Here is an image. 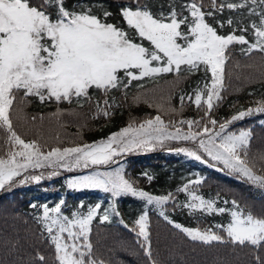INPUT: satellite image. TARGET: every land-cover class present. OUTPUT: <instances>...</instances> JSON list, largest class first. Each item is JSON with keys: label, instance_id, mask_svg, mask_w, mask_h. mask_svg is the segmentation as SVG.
<instances>
[{"label": "snow or ice", "instance_id": "snow-or-ice-1", "mask_svg": "<svg viewBox=\"0 0 264 264\" xmlns=\"http://www.w3.org/2000/svg\"><path fill=\"white\" fill-rule=\"evenodd\" d=\"M250 2L260 11L250 7L249 0H210L208 11L204 10L202 0L199 3L186 0L182 11L172 7L167 14L156 15L148 5L137 0L135 5L121 7L120 15L128 26L125 29L107 22L110 12L104 11L102 20L91 6L80 7L77 11L67 7L65 0H39L35 5L30 0H0V131L6 134L4 144L7 145V151L0 153V189L16 182H39L44 178L43 174L25 175L28 169L51 168V178L58 175L56 170L61 168L74 171L92 166L111 167L117 157L135 150H150L167 140L194 142L193 148H178L176 153H184L211 167L222 164L230 172L264 189V175L256 174L248 163L250 131H228L234 122L254 113H264V100L257 101L255 108L240 110L222 122L210 115L223 99L221 93L229 47L247 45L241 49L245 55L254 50L264 53V0ZM225 8L230 11L247 9L258 18V22L239 27L240 35L235 34L236 28L221 35L207 18H215V13H222ZM216 23L223 27L225 22L216 20ZM226 23L231 26L234 21L229 18ZM249 28L254 42L243 34ZM181 66H185L188 73L200 71L203 67L206 75L211 74L210 83L205 81L204 88L197 87L193 93L192 102L197 108L206 106L199 119H181L166 124L160 115H156L138 126L134 121L130 122L99 141L52 147L47 151L36 139L26 141L13 128L11 110L16 93L21 90L25 97L37 96L41 103L52 99L58 104L72 103L75 98L82 107L84 102L93 100L89 90L96 89L105 97L104 107L100 106L99 100L96 101L97 114L107 118L112 115L115 105L114 98L111 103L108 99L113 89H126L134 80L155 79L171 72L179 74ZM135 99L139 101L140 97ZM180 99L183 104L184 97ZM188 99L192 100V96ZM60 114L58 108L54 115L59 117ZM185 124L187 131L182 129ZM170 126L175 130L169 131ZM17 178L20 179L17 181ZM148 179L151 181L152 177L148 176ZM201 182L200 179L189 181L177 189L188 193V201L180 206L209 215L227 212L228 222L204 230L175 223L163 211V206L174 196L171 193L153 195L136 187L127 178L123 164L112 170H95L74 177L67 184L73 189H99L111 195L113 203L104 209L100 216L102 222L109 220L110 215H120L114 203L116 197L130 195L145 201L146 205H155L161 216L194 241L210 244L224 242L227 238L228 242L238 245L260 246L264 243V217L245 211L236 201H232L231 209L217 207L215 200L205 199L189 190V184L199 185ZM64 204L61 199L54 207L43 205L42 215L38 217L54 248L56 264H96L91 256L89 233L101 205L89 206L86 213L78 209L69 216L62 212ZM124 227L129 226L125 224ZM130 230L142 238L144 252L151 259L147 211L139 215ZM38 258L44 259L43 256Z\"/></svg>", "mask_w": 264, "mask_h": 264}, {"label": "trees", "instance_id": "trees-1", "mask_svg": "<svg viewBox=\"0 0 264 264\" xmlns=\"http://www.w3.org/2000/svg\"><path fill=\"white\" fill-rule=\"evenodd\" d=\"M30 2L35 5L39 0ZM136 2L137 0H65V5L77 11L80 7L91 6L92 11L102 20L103 12L108 11L111 15L107 20L114 21L122 6L135 5ZM185 2L186 0H139L140 4L148 5L156 15L161 12L167 14L172 7L182 11ZM202 2L204 10H210V0ZM249 5L256 8L257 12L260 11L250 0ZM229 18L234 21L231 26L226 23ZM120 19L122 18L119 21ZM207 20L221 35L231 33L234 28L237 29L235 34L240 35L242 33L238 30L239 27L250 25L253 21L258 22V18L252 16L247 9L230 11L227 8L222 13H215V18L208 17ZM216 20L224 21V26L220 27ZM243 34L250 42H254L250 28ZM246 47L247 45L233 44L228 49L229 59L225 64L221 93L223 99L210 113L218 122L240 110L255 108L257 101L264 100V53L254 50L245 55L241 49ZM184 68L185 66H181L179 74L171 72L155 79L134 80L126 89H113L108 94V99L111 103L114 98L115 105L112 107V115L107 118L97 114L96 101L99 100L100 106L104 107L105 97L96 89L89 90L93 100L91 103L84 102L82 107L75 102V98L72 103L58 104L55 99L41 103L37 96L25 97L21 90L16 93L11 110L13 128L24 140L36 139L47 151L52 147L92 143L130 122L137 124L153 114L160 115L166 124L181 119H199L203 117L206 106L198 109L192 102L193 93L197 87L204 88L205 81L210 83L211 74L206 75L203 67L193 73H188ZM120 75L123 76V73ZM137 96L140 97L139 101L135 99ZM181 96L184 97L183 104ZM189 96H192V100L188 99ZM149 104L152 106L149 107ZM158 105L161 107H157ZM58 108L61 110L59 117L54 115ZM238 122L251 133L249 166L253 167L256 174L264 175V113H254L234 123ZM182 129L187 131V125H183ZM5 138L6 134L0 131V153L7 151ZM176 146V143L171 142L156 149L127 153L116 159V163L123 162L127 178L136 187L153 195L171 193L174 199L163 206V211L170 220L184 227L204 230L230 219L227 212L209 215L180 206L188 201V193L178 192L177 189L197 179L202 182L199 185L189 184V190L205 199L215 200L217 207L231 209L232 201H236L245 211L264 217V189L222 168L211 167L184 153L177 154L176 151L164 149ZM116 163L111 167L92 166L74 171L60 169L58 175L51 178L48 176V182L43 179L0 192V264H56L54 248L38 217L43 212L41 206L54 207L61 199L65 201L62 212L69 216L78 209L86 213L89 206L98 203L101 205L90 225L89 233L91 256L96 264H153V261L155 264H264V243L260 246L238 245L228 242L227 238L224 242L210 244L194 241L161 216L160 209L155 205H146L145 201L130 195L116 197L114 203L120 215H110L109 220L102 222L100 216L104 209L113 203L111 195L99 189H73L68 187L67 181L95 170L105 171ZM148 176L152 177L151 181ZM225 201L228 203L225 204ZM144 211L148 213L151 259L144 252L142 238L130 230ZM125 224L129 227L125 228ZM39 256L44 257L43 261Z\"/></svg>", "mask_w": 264, "mask_h": 264}, {"label": "rangeland", "instance_id": "rangeland-1", "mask_svg": "<svg viewBox=\"0 0 264 264\" xmlns=\"http://www.w3.org/2000/svg\"><path fill=\"white\" fill-rule=\"evenodd\" d=\"M121 10V9H120ZM118 17V18H117ZM117 17H116V19L114 20V21H112V20H107V22L108 23H112V24H115V25H118V26H121V27H123V28H125V29H127L126 27H128L127 26V24L123 21V19H120V21H119V18L121 17V15H120V12L117 14ZM122 18V17H121ZM118 21H119V23H118ZM137 42H139V41H137ZM145 45H147V42L146 41H144L143 42ZM135 71V70H134ZM121 73H123V72H121ZM244 110H246V109H244ZM238 113V112H237ZM236 114V113H235ZM234 115V114H233ZM156 115L155 114H153V115H151V116H149L148 118H152V117H155ZM232 116V115H231ZM230 116V117H231ZM229 117V118H230ZM148 118H145V119H143L142 121H144V120H146V119H148ZM142 121H140V122H142ZM139 122V123H140ZM139 123H137L136 125L138 126L139 125ZM127 125H125L124 127H126ZM123 128V127H122ZM121 129V128H120ZM119 129V130H120ZM241 129H245V130H248V128L246 127V126H244V125H241V122H238V123H234V124H232V125H230L229 126V128H228V131H232V132H239ZM119 130H117V131H115V132H118ZM175 130V128H169V131H174ZM115 132H113V133H115ZM110 135V134H109ZM108 135V136H109ZM108 136H106L105 138H107ZM105 138H103V139H105ZM99 140H101V139H99ZM99 140H97V141H99ZM95 142V141H94ZM171 142H174V143H176V148H164V149H167V150H173V151H175V149H178V148H193L195 145H194V142H192V141H177V140H167V141H165L163 144H156V146L154 147V148H152V149H156V148H159V147H162V146H165V145H168L169 143H171ZM152 149H150V150H152ZM144 151H148V150H143V149H141V150H135V151H132V152H130V153H136V152H144ZM173 151H171V152H173ZM119 157H117L116 159H118ZM205 159H207V157H205ZM213 163H216V162H213ZM120 164H123V162H118V163H116L114 166H112V168H110V169H105V171H108V170H112V169H114L115 167H118ZM216 167H218V168H222V169H224L225 171H227L228 173H232V174H236V173H233V172H230V170H228V169H226V168H224V166L222 165V164H216ZM62 169V168H61ZM53 171V169H51V168H41V169H28V171H27V173H25V175H28V176H31V175H41V174H43V179H45L46 177H48L49 175H50V173ZM56 171H60V169H57ZM236 175H238L239 176V174H236ZM20 178H17V181L19 180ZM43 179H41V180H43ZM40 180V181H41ZM33 183V182H35V181H28V182H26V183ZM22 184H19L18 182H16V183H12V184H10V185H6L3 189H0V192H2V191H4V190H6V189H10V188H13V187H19V186H21Z\"/></svg>", "mask_w": 264, "mask_h": 264}]
</instances>
